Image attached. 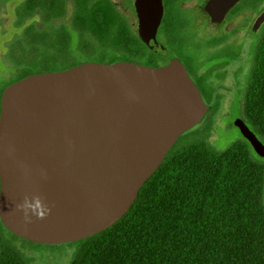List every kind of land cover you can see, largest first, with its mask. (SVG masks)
<instances>
[{
	"label": "water",
	"instance_id": "95a60500",
	"mask_svg": "<svg viewBox=\"0 0 264 264\" xmlns=\"http://www.w3.org/2000/svg\"><path fill=\"white\" fill-rule=\"evenodd\" d=\"M240 0H211L220 23ZM159 6V7H157ZM141 35L154 49L161 0H139ZM264 13L256 21L257 30ZM209 112L185 68L83 63L27 76L0 98V222L20 240L60 246L89 239L124 217L171 148ZM242 137L264 145L241 120ZM28 198L46 207L26 223Z\"/></svg>",
	"mask_w": 264,
	"mask_h": 264
},
{
	"label": "trees",
	"instance_id": "16d2710c",
	"mask_svg": "<svg viewBox=\"0 0 264 264\" xmlns=\"http://www.w3.org/2000/svg\"><path fill=\"white\" fill-rule=\"evenodd\" d=\"M42 2L23 3L20 16L42 8ZM75 2L81 32L95 29L98 39L106 41L108 26L97 21L104 14L102 6ZM23 54H10L19 71L39 67ZM54 70L49 65L17 80ZM246 85L245 91L239 89L235 106L240 120L264 145V31L253 46ZM182 137L120 221L68 244L76 248L69 264H264V160L243 137L225 151L205 140L182 143ZM16 240L0 222V264L31 263L14 246Z\"/></svg>",
	"mask_w": 264,
	"mask_h": 264
},
{
	"label": "flooded vegetation",
	"instance_id": "af4514ba",
	"mask_svg": "<svg viewBox=\"0 0 264 264\" xmlns=\"http://www.w3.org/2000/svg\"><path fill=\"white\" fill-rule=\"evenodd\" d=\"M138 1L88 0V7L99 5L104 10L97 21L108 26L109 36L102 42L95 29L81 32L80 22L75 19V0H43L42 8L36 7L21 17V5L31 3L23 0L16 8L15 22L21 32L11 42V50L14 55L24 53L25 58L42 68L54 65L58 69L44 73L65 71L83 63L124 62L158 69L178 61L199 90L204 104L209 109L217 106L223 101L219 91L227 77L225 66L250 58L264 31V22L254 29L264 13V0H240L220 23L213 22L206 12L211 0H161L160 23L155 31H149L154 37V49L141 35ZM36 31L41 36L33 38ZM63 66L68 68L60 70ZM239 89L235 80L230 106L239 104L240 98H236Z\"/></svg>",
	"mask_w": 264,
	"mask_h": 264
},
{
	"label": "rangeland",
	"instance_id": "374dc122",
	"mask_svg": "<svg viewBox=\"0 0 264 264\" xmlns=\"http://www.w3.org/2000/svg\"><path fill=\"white\" fill-rule=\"evenodd\" d=\"M22 1H0V93L10 85L9 83L15 82L24 73L36 72L42 68L39 65V67H31V69L29 67L19 71L18 64L10 57L13 45L11 42L21 32V29L15 26V22L16 8ZM246 59L234 61L225 66L227 77L221 82L219 91L223 101H220L217 106H212L213 109L206 114L202 122L184 134L180 140L182 143L205 140L215 150L225 151L234 142L242 139L237 121L241 118L240 109L235 105L230 106V102L235 89V80L242 92L247 88L246 77L251 67L252 56ZM13 244L31 260L30 264H69L76 250L68 244L32 246L21 240H16Z\"/></svg>",
	"mask_w": 264,
	"mask_h": 264
},
{
	"label": "clouds",
	"instance_id": "9594fccd",
	"mask_svg": "<svg viewBox=\"0 0 264 264\" xmlns=\"http://www.w3.org/2000/svg\"><path fill=\"white\" fill-rule=\"evenodd\" d=\"M17 208L23 211L24 220L26 223L31 222L30 213L31 215L37 216V218L43 219L46 215V212L50 211L47 210L46 207L41 204L38 198H32V200L25 198L22 204L17 205Z\"/></svg>",
	"mask_w": 264,
	"mask_h": 264
}]
</instances>
